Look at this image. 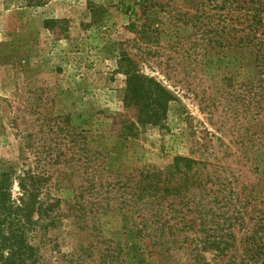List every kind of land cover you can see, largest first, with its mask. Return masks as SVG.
<instances>
[{"label": "rangeland", "instance_id": "1", "mask_svg": "<svg viewBox=\"0 0 264 264\" xmlns=\"http://www.w3.org/2000/svg\"><path fill=\"white\" fill-rule=\"evenodd\" d=\"M239 6L156 0L144 17L137 0H0V159L48 177L52 195L67 202L97 179L98 195L78 200L84 217L73 209L46 235L40 264H116L122 213L95 214L90 204L118 203L127 174L166 172L177 156L205 163L191 172L201 180L212 165L221 179L246 174L245 223L233 232L237 242L242 228L264 242V74L247 50L218 42L219 8ZM124 57L172 96L160 126L128 139L118 137L119 115L134 118L122 108ZM187 262L178 251L163 263Z\"/></svg>", "mask_w": 264, "mask_h": 264}, {"label": "trees", "instance_id": "2", "mask_svg": "<svg viewBox=\"0 0 264 264\" xmlns=\"http://www.w3.org/2000/svg\"><path fill=\"white\" fill-rule=\"evenodd\" d=\"M237 1L243 6L219 8L223 24L218 42L222 48L247 50L253 68L263 75L264 0ZM137 3L145 17L156 0ZM119 62L126 77L122 108L125 114L133 111L134 118L130 121L127 115H119L118 137L128 139L134 138L140 128L160 126L172 96L159 83L138 74L128 58ZM247 85L252 87L250 82ZM82 134L75 136L80 151ZM79 161L84 165L90 162L86 157ZM197 164L205 163L177 156L166 172H141L135 178L127 174L119 186L123 192L118 203L102 204L98 200L90 204L89 212L95 214L122 213L125 237L123 243H115L117 250L112 251L111 260L116 264H166L163 262L183 251L187 264H264L262 235L256 242L253 233L242 228L237 242L233 232L236 225L244 227L245 223L250 197L245 193L246 174L221 179L222 172L212 165L211 172L201 180L197 170L191 174ZM47 181L48 177L29 170L17 173L13 164L0 159V264H40L46 235L57 229L73 209L82 219L87 210L78 200L98 195L93 176L87 186L78 187L73 203L52 195ZM238 181L242 186L235 191ZM194 191L201 197L196 201ZM207 196L212 199L203 202ZM65 203L68 207L63 213L60 208Z\"/></svg>", "mask_w": 264, "mask_h": 264}]
</instances>
